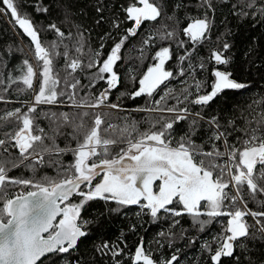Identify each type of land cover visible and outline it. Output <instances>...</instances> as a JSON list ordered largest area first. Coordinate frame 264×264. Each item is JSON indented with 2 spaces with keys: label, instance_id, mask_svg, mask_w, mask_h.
I'll return each instance as SVG.
<instances>
[{
  "label": "snow or ice",
  "instance_id": "6c2138e0",
  "mask_svg": "<svg viewBox=\"0 0 264 264\" xmlns=\"http://www.w3.org/2000/svg\"><path fill=\"white\" fill-rule=\"evenodd\" d=\"M0 2L3 5L0 13H10L11 19L30 37L36 62L42 68L37 73L27 60L23 62L26 71L19 79L26 88L21 91L34 89V79L38 82V90H35L26 111L16 108L0 116V121L5 123L16 122L15 130L5 133L6 139H0V147L8 152L4 146L10 143L19 153L18 163L11 159H0V264H44L45 260L47 264H79L78 260L70 261L66 257L71 256L82 238L89 235L86 226L92 221H82V212L89 202L97 200L121 207L139 205L154 220L159 219L161 213L169 217L186 215L192 218L193 226H199L201 232L217 217H227L220 233L203 244V249L209 253V264H223L224 258H232L239 264L237 247L246 251L244 241L264 240V211H253L248 207L249 199L264 206V199H257L258 196L264 197V115L259 119L253 118L255 126L253 120L248 119L242 125H237L235 119L222 124L217 116L205 119L201 112L192 113L187 106L167 107V100L173 98L172 90L153 100L152 107L134 109L173 114L172 118L161 115L148 121L149 127L144 131L139 130L137 122L113 124L109 122L112 112L95 111L103 108L122 110L119 103L110 102V92L120 83L114 69L121 60V50L129 37L137 35L144 22L173 19L163 14L162 4L151 0H132L124 7L125 19L131 21L132 26L127 29L126 35L114 41L106 58L102 51L103 44L98 50L89 49L85 53L82 34L74 49L79 54L76 57L64 45L62 56L66 75L63 79L64 89L61 90V78L54 72L52 59L58 45L53 42L51 49L42 45L34 25L20 14L15 0ZM205 5L208 9L213 8L211 0H201L200 6ZM180 6L176 5L177 8ZM233 8H237V5H233ZM37 11L47 12L48 9L37 8ZM96 11L102 13L103 8L97 6ZM257 12L264 16V4L257 7L255 0H239L236 14L247 17L255 16ZM113 27L119 29L121 22H114ZM49 28L63 40L65 33L56 24L49 25ZM161 29L163 31L157 32L161 40L175 36V31L167 30L166 24H161ZM209 29L207 17L190 18L182 32L195 44L207 39ZM106 35L111 37V34ZM151 39L150 36L144 43H149ZM179 46L183 47V42ZM229 47L228 43L223 44L224 50ZM81 56L88 57L87 64H84ZM170 58L169 47L156 51L152 57L155 63L138 78L139 87L128 94L130 98L143 95L153 97L160 86L173 77V73L165 69V63ZM185 58L181 56L180 60ZM210 59L218 65L229 63L223 52L217 50L211 52ZM85 67L95 69L91 73L90 87L103 81L106 88L95 97L85 96L77 101L76 91L81 82L73 74ZM180 74H184L183 69ZM211 75L214 80L209 92L197 94L189 100L192 93L185 88L182 100L179 96L175 97L177 104L189 103L203 108L225 90L248 87L233 79L228 71L213 69ZM15 82L12 80V83ZM202 87L201 82H195L197 93ZM64 95L69 96L73 107L92 110L73 114L71 119L66 112L59 116L51 114L52 123L56 125L54 133L63 135L58 121L71 126L70 135L76 141L75 147L60 148L56 135L49 136L44 129L38 128L32 115L39 105H55L58 98ZM44 115L48 116L47 113ZM189 115L194 118L189 122L188 130L175 139L174 125L188 119ZM37 131L40 134H36ZM238 132L242 135L233 136ZM66 153L72 154L73 162L65 167L59 160L55 161L58 166L56 177L44 176L34 181L8 176L10 169L7 164L19 168L30 157L35 163L42 164L45 155ZM98 177L100 179L96 182ZM9 184L22 185L28 190L9 197L4 191ZM74 195L80 197L79 202H71L70 198ZM109 211H119V208ZM247 217H251L254 224H249ZM179 224L178 219H173L171 227ZM160 235L171 234L161 232ZM110 249L114 257L121 254L108 242L97 247L101 252ZM130 259L131 264H157L151 253L145 250L142 239ZM178 259L177 255H172L160 264H174Z\"/></svg>",
  "mask_w": 264,
  "mask_h": 264
},
{
  "label": "trees",
  "instance_id": "16d2710c",
  "mask_svg": "<svg viewBox=\"0 0 264 264\" xmlns=\"http://www.w3.org/2000/svg\"><path fill=\"white\" fill-rule=\"evenodd\" d=\"M131 2L132 0H15L20 14L30 19L34 25L42 45L48 49H51L53 42L58 45L52 59L54 72L61 78V90L64 89L63 79L66 75L65 61L62 56L65 51L64 45H67L71 55L76 57L79 54L74 49L82 34L85 43L83 51L87 53L89 49L98 50L103 44L102 51L106 58L114 41L126 35L127 29L132 26V22L125 19L123 12V8ZM151 2L162 4L163 14L172 16L173 19L161 18L155 22L146 21L138 29L137 35L128 38L120 53L121 60L117 62L114 69L120 77V83L110 92V102L119 103L122 110L97 109L95 111L112 112L109 122L113 124L137 122L139 130L144 131L149 127L148 121L158 119L161 115L172 118L173 114L141 112L134 109L152 107L153 100L159 99L166 91L172 90L173 98L167 100V107L187 106L192 113L201 112L205 119L213 115L217 116L222 124L229 119H235L237 125H242L246 119L253 120V126H255L253 118L259 119L261 115H264V16L258 12L255 16H239L236 14L239 11V0H211L212 9H208L207 5L201 7V0H151ZM255 3L259 7L264 4V0H255ZM178 4L181 5L179 8L176 7ZM233 5H237V8L234 9ZM97 6L103 8L102 13L96 11ZM0 7H3L2 2ZM37 8H47L48 11H37ZM244 10L253 11V9ZM101 16H103L102 20ZM205 17L210 21L207 39L193 44L183 35L182 29L186 27L190 18ZM98 20L100 23H97ZM114 22H121V27L114 28ZM51 24H56L65 33L63 40L49 28ZM161 24H166L169 31L174 30L175 36L161 40L157 35L158 30L163 31ZM106 34H111V37L109 38ZM150 36L152 39L145 44L144 41ZM180 42H183V47L179 46ZM224 43L230 45L227 50L223 49ZM162 47L170 48L171 58L165 63V69L171 71L173 77L161 85L153 97L143 95L135 99L130 98L128 94L139 87L138 78L143 75L148 66L155 63L152 57ZM214 50L223 52L229 63L218 65L212 61L210 56ZM181 56L186 58L181 61ZM81 59L84 64H87V56H81ZM25 60L33 67L35 63L37 73L42 70L36 62L34 45L30 37L11 19L10 13H0V81H3L0 83V98H2L0 99V116L16 108H20L22 112L26 111L28 105L25 103L30 102L35 90H38V82L34 79V89L21 91L26 88L19 79L26 71L23 65ZM201 64L204 65L203 68L200 67ZM181 69L184 71L183 75L180 74ZM213 69L231 72L233 79L247 84L248 87L242 90H225L203 108L189 103L177 104L175 97L179 96L182 100L185 88L192 93L189 100L194 99L197 94L209 92L214 80L211 75ZM92 72H95V69L88 70L85 67L73 74L81 82L76 91L77 101L85 96L95 97L106 88L103 81H98L94 87H90ZM134 77L136 79H133ZM12 80L16 82L12 83ZM196 81L203 85L199 93L195 88ZM68 91L71 92V89ZM83 111L92 110L73 107L72 100L68 95H64L58 98V103L55 105H39L37 112L32 115L35 118V125L44 129L49 136L56 135L57 145L65 148L76 145V141L72 140L70 135L72 128L58 121L63 135L54 133L53 129L56 125L52 123L51 114L56 113L59 116L60 113L66 112L71 119L73 114ZM44 113L48 116L46 117ZM193 118L189 115L188 119L174 125L175 139H179L188 130L189 122ZM201 123L204 122L201 121ZM15 127L14 120L8 123L0 121V139H6L4 134L13 132ZM36 134H40L39 131ZM237 135L242 133L233 134V136ZM4 147L8 148V152H4L0 147V159H11L18 163V150L11 147L10 143ZM57 160L67 167L73 162V156L71 153L59 156L45 155L42 164L30 159L19 168H12L11 164H7L10 169L8 176L12 179L34 181H39L44 176L56 177L58 166L54 162ZM15 186L17 185L9 184L4 191L8 195L14 191ZM257 199H264V197L258 196ZM79 200L80 197L74 195L71 202L77 203ZM248 207L253 211H264V206L250 199ZM112 208H119V211H109ZM173 219L180 221L175 228L171 227ZM201 219L206 220L207 217H201ZM246 219L249 224H254L251 217ZM83 220L92 221L86 226L89 235L82 238L71 256L66 257L70 261L78 260L79 264H131L130 257L142 239L145 250L151 253L157 264L169 259L172 255H177L179 258L174 264H209V253L203 249V244L220 233L226 225L227 217H217L207 225L205 231L201 232L199 226H193L192 218L186 215L169 217L161 213L159 219L154 220L139 205L121 207L114 203L97 200L89 202L86 206V210L82 212ZM161 232L171 235L161 236ZM104 242H108L121 254L114 257L111 249L104 252L98 251L97 247ZM244 243L247 244L246 251L240 247L236 248V256L240 257L239 264H264V240L249 239ZM44 264H47L46 260ZM223 264H236V262L232 258H224Z\"/></svg>",
  "mask_w": 264,
  "mask_h": 264
},
{
  "label": "rangeland",
  "instance_id": "374dc122",
  "mask_svg": "<svg viewBox=\"0 0 264 264\" xmlns=\"http://www.w3.org/2000/svg\"><path fill=\"white\" fill-rule=\"evenodd\" d=\"M33 65H34V70H35V63H33ZM36 71V70H35ZM32 102V100L30 101V102H27V103H25V104H27L28 106H29V104ZM98 110H112V109H108V108H103V109H98ZM30 159H33L32 157H30L29 158V160ZM38 159V158H37ZM14 190H21V191H27L28 189H26V188H24V187H21V186H19V185H17V186H15L14 188H13ZM86 190V189H85Z\"/></svg>",
  "mask_w": 264,
  "mask_h": 264
},
{
  "label": "bare ground",
  "instance_id": "6f19581e",
  "mask_svg": "<svg viewBox=\"0 0 264 264\" xmlns=\"http://www.w3.org/2000/svg\"><path fill=\"white\" fill-rule=\"evenodd\" d=\"M99 179V178H98ZM97 179V180H98ZM23 191H21V190H14L12 193H10V194H8V196L9 197H13V196H15V195H17V194H19V193H22Z\"/></svg>",
  "mask_w": 264,
  "mask_h": 264
},
{
  "label": "water",
  "instance_id": "95a60500",
  "mask_svg": "<svg viewBox=\"0 0 264 264\" xmlns=\"http://www.w3.org/2000/svg\"><path fill=\"white\" fill-rule=\"evenodd\" d=\"M98 178H99V177H98ZM98 178H97V179H98ZM73 197H74V196H73ZM73 197H71L70 200H71Z\"/></svg>",
  "mask_w": 264,
  "mask_h": 264
},
{
  "label": "built area",
  "instance_id": "2783aa9c",
  "mask_svg": "<svg viewBox=\"0 0 264 264\" xmlns=\"http://www.w3.org/2000/svg\"><path fill=\"white\" fill-rule=\"evenodd\" d=\"M24 192V191H23Z\"/></svg>",
  "mask_w": 264,
  "mask_h": 264
}]
</instances>
